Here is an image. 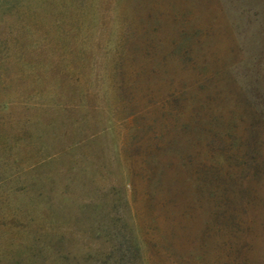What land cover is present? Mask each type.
Listing matches in <instances>:
<instances>
[{"label":"rangeland","instance_id":"1","mask_svg":"<svg viewBox=\"0 0 264 264\" xmlns=\"http://www.w3.org/2000/svg\"><path fill=\"white\" fill-rule=\"evenodd\" d=\"M0 264H264V0H0Z\"/></svg>","mask_w":264,"mask_h":264}]
</instances>
